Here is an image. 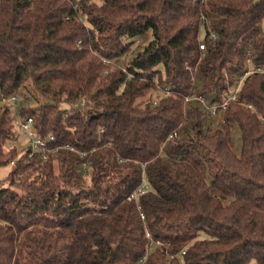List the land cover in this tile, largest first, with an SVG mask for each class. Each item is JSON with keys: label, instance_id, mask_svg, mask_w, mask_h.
<instances>
[{"label": "trees", "instance_id": "16d2710c", "mask_svg": "<svg viewBox=\"0 0 264 264\" xmlns=\"http://www.w3.org/2000/svg\"><path fill=\"white\" fill-rule=\"evenodd\" d=\"M248 58L264 70V0H0V94L58 149L0 107V264H264V72L224 127L186 116L195 73L217 99Z\"/></svg>", "mask_w": 264, "mask_h": 264}, {"label": "built area", "instance_id": "2783aa9c", "mask_svg": "<svg viewBox=\"0 0 264 264\" xmlns=\"http://www.w3.org/2000/svg\"><path fill=\"white\" fill-rule=\"evenodd\" d=\"M200 48L202 50L205 49L204 41L200 43ZM250 62H251V59L248 58L247 59L248 67L244 70L242 75L238 78V80L234 84L232 83L227 84L226 88L221 93L220 98L213 99V100L209 98L208 100L202 94L201 89L200 90L196 89L192 95L186 98V101L189 104H196V105L200 104L198 106L203 108L212 118H214V120L216 119L218 123L225 125L226 117H227L230 105L233 102H240V98H241L240 90H241L244 79L253 72H264V70L259 67L257 69H253L250 66ZM165 91H168V87L165 88ZM15 102L16 103L18 102V96L13 95L10 97H6L0 94V103H3L4 107L6 105L7 106L13 105ZM13 123L17 128L22 129V131L26 133L28 140H29V144L32 146L33 153L36 151H42L45 153L47 150L51 149V147H49V143L54 140V136L50 134L49 140L41 136H38L37 128L34 125V120L32 117H29V116L23 117V116L18 115L14 117ZM171 137L172 135L169 136V138ZM71 149L74 150V148H71ZM57 150H58L57 148H52L50 151L56 152ZM81 154L84 155V153H81ZM45 156L46 155H44V157ZM148 188H149V183L145 177V174H143L141 184L136 189V191H134L128 197V199L138 200L139 196L142 193H144ZM141 217L145 219V215L143 214V212H141ZM147 237L149 239V242H148V250L146 254H149L151 251L156 249L157 246L161 245V242L155 241L150 233H147Z\"/></svg>", "mask_w": 264, "mask_h": 264}, {"label": "rangeland", "instance_id": "374dc122", "mask_svg": "<svg viewBox=\"0 0 264 264\" xmlns=\"http://www.w3.org/2000/svg\"><path fill=\"white\" fill-rule=\"evenodd\" d=\"M152 38H153V35H152L151 30H149L145 35H137V36H134L132 38H125V40L127 42H130V44H131L130 45V51H129V54H127L126 60L128 61L132 56L136 55L143 48V46L146 45ZM194 77H195V80H194L195 89H198V90L202 89L203 83H202V78L200 77L199 73H195ZM21 99L22 98L20 96H18V102L17 103L15 102L13 105H10V106L6 105L5 106V107H9V109H10V112H9L10 117H13V115L18 116L20 113L21 107L25 106L23 101L21 102ZM198 105H200V104H198ZM198 105L187 103L186 116H187V113L189 112V110H192L194 107H196ZM0 107L4 108L3 103H0ZM201 109L204 110L203 108H201ZM188 120L189 119L187 118V120H186L185 124H183V126H186V124L188 123ZM208 120L210 123L209 125H210L211 130H216V128L224 127L226 125V124L222 125L221 123H218L217 120L216 119L214 120V118H212V117L209 118ZM18 131H19V134L21 135V137L23 139H26V137H25L26 134L24 135L25 132L22 131L21 129H18ZM231 134H232V139H233V144H234V151L236 154L240 155L241 150H242V132H241V129H240L238 124H235L231 128ZM167 150H168L167 146H164L163 149H160V152H159L160 156L163 158H168V151ZM9 168H10L9 166L0 167V180H2L0 182H3L6 179L5 173L7 172V170ZM146 179H147V177H146Z\"/></svg>", "mask_w": 264, "mask_h": 264}]
</instances>
